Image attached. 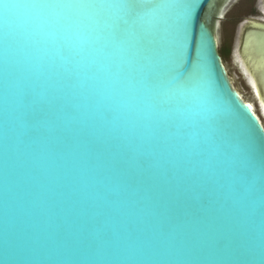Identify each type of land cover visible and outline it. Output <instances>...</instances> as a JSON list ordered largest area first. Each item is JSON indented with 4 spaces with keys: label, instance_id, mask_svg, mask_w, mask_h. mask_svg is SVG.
I'll list each match as a JSON object with an SVG mask.
<instances>
[{
    "label": "snow or ice",
    "instance_id": "obj_1",
    "mask_svg": "<svg viewBox=\"0 0 264 264\" xmlns=\"http://www.w3.org/2000/svg\"><path fill=\"white\" fill-rule=\"evenodd\" d=\"M200 6L0 0L6 182L22 144L37 164L42 207L60 198L71 211L86 206L94 221L114 225L98 240L56 234L65 247L82 243L111 259L23 264H264V143L255 166L259 252L241 262L219 258L243 247L234 219L218 215L217 205L228 190L243 206L249 170L226 139L206 34L195 29ZM193 219L205 225L194 240L203 259L189 261L182 254L193 238L179 229Z\"/></svg>",
    "mask_w": 264,
    "mask_h": 264
},
{
    "label": "water",
    "instance_id": "obj_2",
    "mask_svg": "<svg viewBox=\"0 0 264 264\" xmlns=\"http://www.w3.org/2000/svg\"><path fill=\"white\" fill-rule=\"evenodd\" d=\"M213 2L215 0H201L195 17V29L197 34L201 29L206 34L213 88L220 105L222 121L229 132L226 139L239 157L241 165L249 170L247 178L241 185V191L245 196L243 206L228 190H225L221 200L222 207L217 205L218 215L234 219L236 228L242 234L243 247L240 251L222 254L219 258L241 262L250 258L246 255L248 251L254 250L258 254L262 242L260 178L258 168L255 166L259 159L261 144L264 143V125L240 98L225 71L215 28L210 24L208 17V9ZM259 19L261 17L250 18L248 24ZM248 30L252 32L250 27ZM14 152L12 174L6 182L3 140L0 138V264H4L6 258L21 264L30 261L111 259L103 249H97L93 253L82 243H71L65 247L62 241L57 240L58 231L67 235L73 242H78L83 237L102 239L114 225L110 221L107 223L94 221L91 218V210L86 206L83 210L78 206L76 211H71L60 198L51 207H42L39 203L40 189L37 187V180L34 179L38 172L36 162L27 158V149L22 144L19 150L14 149ZM113 188L119 190L116 184ZM204 229L205 225L195 219L180 227L181 232L187 231L193 238V242L184 249L182 258L189 261L203 259L198 254L194 240ZM29 237L37 242H30L26 239Z\"/></svg>",
    "mask_w": 264,
    "mask_h": 264
},
{
    "label": "rangeland",
    "instance_id": "obj_3",
    "mask_svg": "<svg viewBox=\"0 0 264 264\" xmlns=\"http://www.w3.org/2000/svg\"><path fill=\"white\" fill-rule=\"evenodd\" d=\"M262 4L264 5V0ZM260 5V0H215L208 9L210 24L216 28L220 39L219 50L224 46L230 49L229 55L223 57L228 73L236 88L244 94L246 99L255 103L257 113L259 102L249 82L247 67L238 51V45L242 31L251 26L248 20L264 18Z\"/></svg>",
    "mask_w": 264,
    "mask_h": 264
},
{
    "label": "bare ground",
    "instance_id": "obj_4",
    "mask_svg": "<svg viewBox=\"0 0 264 264\" xmlns=\"http://www.w3.org/2000/svg\"><path fill=\"white\" fill-rule=\"evenodd\" d=\"M227 1V0H226ZM263 3V0H261ZM221 6L220 10L222 9ZM264 9V6H263ZM219 10V12H220ZM264 20H252L251 30H244L240 34V42L238 51L243 58V62L247 67V73L249 76V82L253 88L254 95L259 102V112L256 111V105L254 102L246 99L244 94L236 88L231 76L228 73L227 67L223 62V66L229 78L231 79L234 89L237 90L240 98L255 112V114L261 120L264 125V23L260 22ZM216 41L219 46L220 39L218 32L216 31ZM241 32V31H240Z\"/></svg>",
    "mask_w": 264,
    "mask_h": 264
},
{
    "label": "trees",
    "instance_id": "obj_5",
    "mask_svg": "<svg viewBox=\"0 0 264 264\" xmlns=\"http://www.w3.org/2000/svg\"><path fill=\"white\" fill-rule=\"evenodd\" d=\"M230 49L227 46L221 48L220 53L223 57H227L229 55Z\"/></svg>",
    "mask_w": 264,
    "mask_h": 264
},
{
    "label": "flooded vegetation",
    "instance_id": "obj_6",
    "mask_svg": "<svg viewBox=\"0 0 264 264\" xmlns=\"http://www.w3.org/2000/svg\"><path fill=\"white\" fill-rule=\"evenodd\" d=\"M260 4H261L260 6H261V9H262V12H263V14H264V9H263V6H264V5L262 4L261 0H260ZM260 20H264V18H261Z\"/></svg>",
    "mask_w": 264,
    "mask_h": 264
}]
</instances>
